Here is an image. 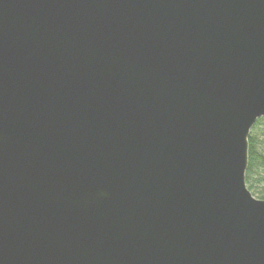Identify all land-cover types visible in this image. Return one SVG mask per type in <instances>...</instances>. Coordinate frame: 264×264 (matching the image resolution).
<instances>
[{
  "label": "water",
  "instance_id": "1",
  "mask_svg": "<svg viewBox=\"0 0 264 264\" xmlns=\"http://www.w3.org/2000/svg\"><path fill=\"white\" fill-rule=\"evenodd\" d=\"M260 118L264 0H0V264H264Z\"/></svg>",
  "mask_w": 264,
  "mask_h": 264
},
{
  "label": "trees",
  "instance_id": "2",
  "mask_svg": "<svg viewBox=\"0 0 264 264\" xmlns=\"http://www.w3.org/2000/svg\"><path fill=\"white\" fill-rule=\"evenodd\" d=\"M245 183L256 198L264 199V118L256 121L248 135Z\"/></svg>",
  "mask_w": 264,
  "mask_h": 264
}]
</instances>
